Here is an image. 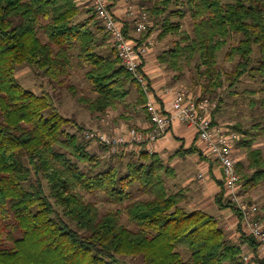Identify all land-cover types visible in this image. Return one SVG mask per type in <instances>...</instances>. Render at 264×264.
Here are the masks:
<instances>
[{"label":"trees","instance_id":"obj_1","mask_svg":"<svg viewBox=\"0 0 264 264\" xmlns=\"http://www.w3.org/2000/svg\"><path fill=\"white\" fill-rule=\"evenodd\" d=\"M147 11L154 18L167 15L142 32L139 45L159 23L161 39L176 34L158 59L179 74L198 59V80L206 79L202 97L214 101L226 81L235 85L245 75L261 78L264 90V0H155ZM80 12L78 0H0V264H127L121 256L145 264H247L245 241L264 264L258 240L225 197V182L217 202L238 215L242 243L229 241L213 214L185 206L186 190L169 186L166 176L175 172L158 153L91 151L90 141L68 130L73 120L60 112L54 93L20 83L17 69L26 64L54 88L78 96L69 79L77 57L97 93L79 101L93 115L116 109L133 85L140 94L136 104L148 112L143 86L117 52L113 58L98 51L99 35H109L96 13L78 21ZM188 14L192 29L184 28ZM236 35L227 57L239 59L227 73L219 53ZM216 107L215 121L220 103ZM232 128L247 152L237 170L249 195L264 181V150L255 146L264 123L245 127L239 121ZM97 191L113 207L103 211L84 193Z\"/></svg>","mask_w":264,"mask_h":264},{"label":"built area","instance_id":"obj_2","mask_svg":"<svg viewBox=\"0 0 264 264\" xmlns=\"http://www.w3.org/2000/svg\"><path fill=\"white\" fill-rule=\"evenodd\" d=\"M88 2L108 32L113 49L137 82L143 86L148 98L146 103L148 120L144 126H134L115 135L100 129L94 131L87 129L85 137L107 147V154L113 155L130 150L150 151L151 144L167 133L176 122L196 126L204 147L203 152L219 162L225 186L236 192L231 201L238 206L245 232L258 240L260 253L264 258V219L261 216V207L251 200L250 202L240 200L236 195L242 177L237 171L239 160L234 150L240 135L232 127L231 129L214 120L213 110L217 104L209 97L187 93L185 89L167 87L165 93L171 96L170 103L166 107L161 105L154 98L148 75L145 73L144 58L149 51L148 43L139 45V37L133 38L125 32V23L117 17L113 0H88ZM128 13L135 17L136 28L141 35L150 25L149 12L131 4ZM105 115L101 117L103 121L112 117L108 113ZM243 259L247 264H255L251 255L244 254Z\"/></svg>","mask_w":264,"mask_h":264},{"label":"rangeland","instance_id":"obj_3","mask_svg":"<svg viewBox=\"0 0 264 264\" xmlns=\"http://www.w3.org/2000/svg\"><path fill=\"white\" fill-rule=\"evenodd\" d=\"M148 1H151L152 4L155 2V0H148ZM227 1H231V0H227ZM79 5L81 7V12L77 17L78 21L79 20L87 21V18L89 19L93 18L91 17L93 14L91 6L87 7V5L84 3H80ZM174 7H175L174 5H171L170 8H174ZM166 15L167 13L163 12L161 16H159L161 18L160 22L162 21V19L165 18ZM132 18H134L133 20H135V17L132 16ZM153 18L154 17L149 16L150 26H153L152 24ZM96 20L97 22H99V25L102 24V22H100L99 19L96 18ZM95 22H93V25H96ZM184 22H185L184 28L192 29L193 27L192 18L190 14H188ZM161 26L162 24L159 23L158 27L156 28L157 31L155 30L153 33L152 41L155 40L156 45L154 46V48L155 47L157 48L156 52H160L166 47L168 48L169 46H172V44H174V41L178 39L176 34H168L165 38L161 39L160 32L163 29V27ZM92 29L96 30L94 26L92 27ZM145 36H148V34ZM99 37H100V45H99L98 51L106 57L114 58L115 51L113 50L108 39H104V35H99ZM239 38L240 37L236 35L234 39H232L229 42V44L219 53L220 65L223 67V70H225V72L227 73L232 71L235 68V65L239 59V56H237L234 60H230L227 57L229 46L231 45V43L236 44L237 41H239ZM77 61H78V58L75 57V68L72 69V74L70 75L69 79H70V82L73 83L74 86L76 87L78 91V96H75L71 91H69L65 87L54 88L52 84L49 82V78L37 77L36 73L29 65H26V64L20 65L17 69L16 74H17V77H19L18 79L20 83L26 89L36 91V93H39V94H41L42 92L46 90L54 93L56 104L60 108V112H62L63 115H65L66 117H69L73 120L72 122L73 124L68 125V130L72 132H77L81 136V138L84 137L86 140L90 141L89 149H91V151L96 152V153L101 152L105 154V152L101 150L102 148H104L103 145H100L99 143L95 141H91L90 139L85 137V132L87 129L94 131V130H99V128L93 127V124H90L88 122L91 115L93 114L86 105H84L82 102L79 101V96L85 97L87 99H92L97 95V93L94 91L91 81L86 76L87 68L80 66ZM197 64H198V59L194 60L192 64L190 65V67L187 66L183 73L181 74L176 73V72L172 73V75L175 74L174 78L176 81L174 80V85L171 84L172 87L171 86H167V87H170L173 89H182V90L185 89L187 93H191L194 95L203 94V84L206 82V79L203 78L204 80H201V81L198 80L199 71H198V68H196ZM226 78H227V75H226ZM177 79H179L180 81ZM175 83H177V85ZM128 89H129V95L126 97V99L123 100V102L120 103L116 109L110 108L108 110L107 113L108 115H110V117L111 116L113 117V115H116L115 114L116 112L117 114L120 111L122 112L123 110L122 108H125L126 106L131 107L133 105V102H135L136 100L137 101L139 100L140 94L138 92L137 87L133 85V86H130V88L128 87ZM213 102H215L216 104L220 103V108H218L216 112V117H217L216 121L223 123L230 128L231 126L234 127V125L239 121H241L245 127H251V125L255 121H261L262 123H264V90H262V82H261V78L259 77L253 78L251 75H245L235 85H232L230 81H226L224 87L219 91L218 95L216 96V99ZM214 114H215V111H214ZM94 116L96 117L97 115H94ZM105 116L106 115L104 114L103 117ZM101 117H99L101 122L103 123L105 122L106 124L109 123L110 125V122L112 121L111 119L112 117L110 118L111 120H105V121H103L102 120L103 118L101 119ZM103 131L109 133L110 135H115V133H118V132L121 133L124 130L121 131L118 129V131L114 132V128H113L112 130H103ZM235 132L237 131L235 130ZM256 141H257L256 144H261V148H263L264 150V138L259 137ZM125 152L133 153V152H138V151L130 150V151H125ZM238 152L236 155H238ZM164 163L167 164L166 162ZM216 164L220 166L219 162H217ZM167 165H169V163ZM222 174H223V171H222ZM202 176L203 174L199 175V177H202ZM168 180H169V184H172V180L170 176ZM224 187L226 188L225 197L231 200L232 197L235 196L236 192L231 191L226 186ZM237 190H238V194L236 195L238 198H240V200H243V201L245 200L249 202L251 200L252 203L255 202L261 207V216L264 219V181L256 189L252 190L249 195L243 192L242 182L240 183ZM84 193L87 199L96 201L103 211L108 210V208L113 207V204L110 203V201L108 200V196L101 191H97L94 193L93 192H84ZM135 195L141 196V194H135ZM234 204L238 208L237 204L236 203ZM210 213L213 214L214 212H210ZM118 261L127 263V264H145L143 263L144 261L142 260L141 257L121 256L118 258Z\"/></svg>","mask_w":264,"mask_h":264},{"label":"crops","instance_id":"obj_4","mask_svg":"<svg viewBox=\"0 0 264 264\" xmlns=\"http://www.w3.org/2000/svg\"><path fill=\"white\" fill-rule=\"evenodd\" d=\"M113 2L117 17L125 23L128 35L133 38L141 36L137 31L136 21L133 20L134 18L128 13L129 7L131 4H134L139 9L147 10L153 5L151 1L113 0ZM78 3H84L87 7H90L88 0H78ZM160 19L159 16L153 18L152 24L160 21ZM153 33L147 40L149 51L144 58L145 73L148 75L154 98L161 105L166 107L170 103L171 96L166 94L165 90L167 86H171V84L174 85L175 74L172 75L174 71L169 69L166 64L159 61L158 56L167 47L160 52H156L157 48H154L156 45L155 40L152 41ZM108 41L111 44L109 38ZM175 84L177 85V83ZM136 103L137 100L133 102L131 107L126 106L122 108V112L120 111L118 114L116 112V115H113L111 118L112 121L110 125L109 123L106 124L105 122H101L100 118L94 115H91L88 122L93 124V127L99 128L100 130H112L114 128V132L118 131V129L125 131L134 126H144L148 120V113ZM256 143L255 146L261 147V144ZM150 147L151 152L158 153L164 162L167 164L169 163V165L173 167L175 173L170 176L172 184H169V176H166V178L169 186L172 187L174 191L180 189L186 190L189 199L185 203V206L189 210L202 209L208 213L214 212L213 215L217 217L221 226L226 231L227 239L231 242L242 243V233L240 231V219L238 215L233 209L229 207L222 208L217 202V196L221 192L224 182L222 170L220 166L216 164L217 162L215 160L206 156L205 152V157L201 154L204 147L198 136L196 126L188 125L184 122H176L167 133L161 136L156 142L152 143ZM234 151L236 154L239 151L237 155L239 162H247V152L243 149L239 141H236ZM200 174H203V176L199 177ZM242 247L244 251L243 254L253 256L255 264H257L249 243L247 241H245V243L243 242Z\"/></svg>","mask_w":264,"mask_h":264}]
</instances>
